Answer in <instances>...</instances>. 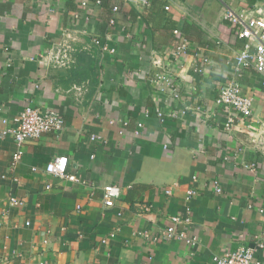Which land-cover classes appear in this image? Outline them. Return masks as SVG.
Masks as SVG:
<instances>
[{
    "label": "crops",
    "instance_id": "0c3cea01",
    "mask_svg": "<svg viewBox=\"0 0 264 264\" xmlns=\"http://www.w3.org/2000/svg\"><path fill=\"white\" fill-rule=\"evenodd\" d=\"M227 9L264 19V0H0V129L27 105L65 122L25 141L13 170L17 144L0 137V264H214L238 246L264 260V74L236 73L255 40ZM154 59L178 98L153 82ZM231 80L253 98L248 117L215 102ZM58 157L67 177L45 170ZM105 184L121 188L111 207ZM187 209L188 224L171 220Z\"/></svg>",
    "mask_w": 264,
    "mask_h": 264
},
{
    "label": "built area",
    "instance_id": "2783aa9c",
    "mask_svg": "<svg viewBox=\"0 0 264 264\" xmlns=\"http://www.w3.org/2000/svg\"><path fill=\"white\" fill-rule=\"evenodd\" d=\"M145 2V1H144ZM114 10L117 9L115 6ZM225 17L229 19L239 32V35L246 38H253L255 43L251 49L246 46L244 49L239 51L235 59V71L238 75L241 74L242 70L253 66V68L264 74V19L257 17L253 11H243L236 13L231 9H227ZM112 21V20H111ZM175 34H178V30H174ZM95 44H100L102 50L113 52V48H109L106 44H101L98 38L94 39ZM189 48V44L185 38H180L176 43L173 54L178 55L180 53H186ZM55 61L60 64H65V60L69 59L66 56L64 50L62 52L57 51L55 55ZM204 62H207V58H203ZM155 66V71L151 75L153 82L156 83L157 88L161 92H168L173 97L178 98L179 92L174 84L173 77L163 64L159 60L154 59L152 61ZM215 102L219 105L233 108L240 115L248 117L252 114L254 108L253 98L243 93L241 85L236 80H231L226 83H222L218 89V95ZM233 121L231 117L227 122L230 125ZM2 127L0 129V137H12L17 148L13 151L9 162V168L14 169L23 155L22 145L27 140L38 139L41 135L47 132H59L63 130L65 122L63 117L54 108H41L37 106H25L20 113L13 119L12 123H9L7 119H2ZM126 124V122H123ZM140 126V124H139ZM138 133V131L136 130ZM91 140L100 138L99 135L91 134ZM47 172L53 173L59 177H67L66 173V160L65 158L58 157L48 162L45 165ZM17 180V178H14ZM216 192H221L222 188L218 180L212 182ZM167 194H171V188H165ZM121 194L120 186L116 184H105L102 186V200L106 207L114 205L115 199L119 198ZM196 194L194 188H189L186 191L185 199L188 200ZM9 203L12 205L23 204L22 200H19L15 196H10ZM77 208H80L78 205ZM187 215L183 218L178 216H172L171 220L174 223L188 224L190 222L189 210H186ZM29 224V222H26ZM114 236V234H110ZM167 239L178 237L185 238V231L176 233L174 229H168L164 234ZM194 239H188L187 242L192 243ZM105 241L104 239L102 240ZM257 248L248 246H238L235 249L226 251L221 254H214L212 256V262L214 264H264V260L256 256L255 251Z\"/></svg>",
    "mask_w": 264,
    "mask_h": 264
}]
</instances>
